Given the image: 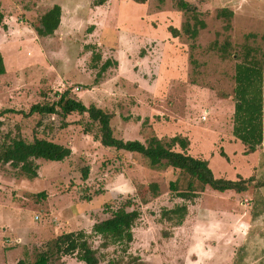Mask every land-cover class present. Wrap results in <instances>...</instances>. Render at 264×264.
I'll list each match as a JSON object with an SVG mask.
<instances>
[{"label": "rangeland", "instance_id": "1", "mask_svg": "<svg viewBox=\"0 0 264 264\" xmlns=\"http://www.w3.org/2000/svg\"><path fill=\"white\" fill-rule=\"evenodd\" d=\"M177 1L107 0L94 7L92 0H0L5 16L0 52L6 68L0 75V143L20 133L29 141L36 135L73 152L64 162L39 160V176L33 180L0 165V264H35L57 237L78 232L100 249L102 264L133 259L188 264L198 243L213 228L219 231L218 223H206L201 216L207 210L217 220L213 210H225L219 204L225 201L228 219L242 215L252 221L257 199H264L257 197L264 182V146L246 155L247 148L233 136L234 74L237 56L246 47L264 60V0H187L206 23L196 41L170 33L171 28L181 30L187 19ZM55 5L62 8L61 24L53 35L40 36L42 20ZM222 9L234 13L230 31L225 30L227 21L217 17ZM227 41L233 56L222 59L213 44ZM93 53L101 56L96 67ZM191 56L197 63H191ZM107 60L118 64L98 77ZM66 90L86 106L112 113L118 139L146 143L157 137L167 143L185 138L190 142L187 153L208 161L217 178L252 176L254 183L242 194L220 195L206 188L195 203H186L183 226H174L163 213L185 203L170 190L176 181L181 191L187 187L188 178L180 170H155L142 155L103 147L98 126L88 115L18 113H29L35 104H52ZM173 150L184 151L179 145ZM152 183L159 186L156 195ZM128 199L141 211L133 241L101 249L94 224ZM251 228L243 234L251 239L256 232L264 234ZM238 229L229 226L227 237L239 236ZM50 264L84 263L75 256L55 255Z\"/></svg>", "mask_w": 264, "mask_h": 264}, {"label": "trees", "instance_id": "2", "mask_svg": "<svg viewBox=\"0 0 264 264\" xmlns=\"http://www.w3.org/2000/svg\"><path fill=\"white\" fill-rule=\"evenodd\" d=\"M94 7H102L107 0H92ZM138 4H144L147 0H131ZM177 6L180 11L187 14L186 22L182 29L171 28L170 33L174 38H179L185 34L192 41H196L200 31L206 28V23L200 18L201 13L190 10L187 0H178ZM188 15H190L188 17ZM62 8L59 5L53 6L46 12L43 21L44 30H39L40 36L53 35L61 24ZM217 17L225 19L227 25L226 31L232 29L231 20L234 13L229 9H222ZM5 16L0 12V28L4 24ZM194 49L195 46H192ZM213 49L217 50L222 59H228L233 56V45L227 41L225 44L215 42ZM258 52L246 47L241 55L237 56L239 62L235 66L234 74V103L235 110L233 115V136L246 146V155L258 151L264 146V60L260 59ZM191 63H197L192 56ZM101 59L99 54L93 53L92 61L94 67ZM118 62L107 60L102 66L98 77ZM6 73L5 62L0 52V75ZM58 99L52 104H35L31 107L29 113L23 115H61L68 118L72 114L80 116L88 115L92 124L98 126V140L105 148H114L118 151H125L132 154L144 156L149 166L155 170L162 168H172L180 170L188 178L187 187L181 191L178 188V181L171 182L170 190L177 194V197L185 203L176 206L172 210H165L163 218L171 222L174 226L181 227L188 216V204L195 203L205 192L206 188L219 193L233 191L235 193H246L254 179L228 180L217 178L209 162L206 160L192 157L187 153L190 142L185 138L176 137L169 142L152 137L146 143L140 141H124L118 139L112 127L114 115L103 109L90 105L86 106L81 100H76L70 96V90L57 94ZM9 113H14L10 110ZM68 123V122H67ZM89 132V130H87ZM7 137V136H6ZM175 145H179L184 151L173 150ZM73 154L70 147L53 142L43 137L34 136L29 141L22 134L15 137L8 136L0 143V165L9 166L13 170L19 171L23 176L30 180L39 176V160L52 162H64ZM226 157L224 153H221ZM89 169L84 170L85 178ZM264 187V182L260 186ZM151 191L156 195L159 192L158 184L150 185ZM135 202L132 199L124 201L117 209L110 213V217L99 221L93 226V233L102 238L101 249H107L110 246L127 244L133 241L134 228L141 218V211L134 208ZM100 249H94L87 240L84 232L63 234L57 237L53 244L48 247L46 252L42 253L35 264H50L55 255L75 256L78 261L84 264H102L99 256ZM127 264H145L141 259H133Z\"/></svg>", "mask_w": 264, "mask_h": 264}, {"label": "crops", "instance_id": "3", "mask_svg": "<svg viewBox=\"0 0 264 264\" xmlns=\"http://www.w3.org/2000/svg\"><path fill=\"white\" fill-rule=\"evenodd\" d=\"M244 147L246 146L244 145ZM256 153H258V151L252 154L254 155ZM220 156L223 157L222 155ZM223 158L228 160L227 155L226 157ZM251 177L245 178V176H242V178L245 180L250 179ZM227 193L231 194L233 193V191L221 193L220 195H224ZM253 194H256V192ZM257 197L264 198V187H262V189L258 191ZM263 200L257 199V207H256L257 211L254 213L251 222L244 221L245 216L243 218L242 215L241 218L239 216H235L232 219H228L229 212L225 201L219 203L223 206H226L225 210L221 212L218 210H213L214 213L219 217V219L217 220H213L209 210H207L208 208H205L207 212L206 214L203 213V215L201 216L205 219L206 223L209 224L218 223L219 231L213 228L210 231V235L207 236V238L203 241V243L202 244L198 243L199 248L197 247L193 249L194 251L192 252L193 256H191L192 258L189 261H187L188 264H264V244L262 243L264 240V234L256 232L255 237L253 239L248 237V235L250 234V229H252L251 224L254 230L262 229L261 232H264V201ZM232 202H234L233 198L230 200L231 204ZM232 209L233 211L239 212V209H237L235 206ZM242 223L244 224V226L246 224L248 225L245 226V228L244 227L241 228L240 226ZM229 226H231V228H236V229L239 228L238 230L241 231L239 232L240 233L239 236H235L230 240V238L227 237L229 233L227 232ZM244 229H248L249 234L247 233L244 235L243 234ZM257 236L258 238L256 239ZM201 245H203L202 248L200 247ZM237 247L239 250L238 253L234 251V249H236ZM251 248H253L255 251L252 252Z\"/></svg>", "mask_w": 264, "mask_h": 264}]
</instances>
